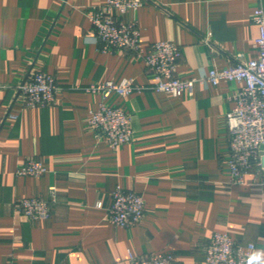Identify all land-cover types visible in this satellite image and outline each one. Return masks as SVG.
Returning <instances> with one entry per match:
<instances>
[{
  "label": "crops",
  "instance_id": "0c3cea01",
  "mask_svg": "<svg viewBox=\"0 0 264 264\" xmlns=\"http://www.w3.org/2000/svg\"><path fill=\"white\" fill-rule=\"evenodd\" d=\"M104 2L0 0V264H130L128 251L207 264L203 251L214 232L253 244L254 264H264V170L230 181L226 114L240 84L196 82L181 97L145 89L103 100L84 91L106 80L154 82L130 51L102 52L93 43L86 12ZM258 7L264 0H149L125 18L136 21L142 46L178 45L175 75L189 79L258 57L251 20ZM33 71L56 79L53 105L22 106L16 88ZM101 102L129 115L131 142L113 150L97 138L87 115ZM33 157L47 172L16 176ZM116 186L142 196L137 225L107 221ZM49 187L56 194L49 218L15 209L20 198L48 200Z\"/></svg>",
  "mask_w": 264,
  "mask_h": 264
},
{
  "label": "built area",
  "instance_id": "2783aa9c",
  "mask_svg": "<svg viewBox=\"0 0 264 264\" xmlns=\"http://www.w3.org/2000/svg\"><path fill=\"white\" fill-rule=\"evenodd\" d=\"M147 2L149 0H105L102 5L87 10L86 16L93 30L92 41L102 52L130 51L136 59L144 62L154 82L149 87H143L135 85L132 79L118 82L106 80L81 89L98 93L103 100L112 93L128 96L145 89L181 97L189 93L196 82L204 86H216L221 80L235 81L240 84V88L232 97L234 107L226 114L230 181L232 184L241 183L243 176L253 167L264 170V10L258 7L251 15L258 29L254 40L258 52L256 59L222 70L210 68L196 77L181 79L175 75L181 56L179 46L168 40H157L142 46L136 21L125 18ZM79 88L75 86V89ZM16 90L23 107L44 108L54 104L59 86L54 76L33 71L27 74ZM12 117L16 118L14 115ZM87 123L97 138L104 140L113 150L133 140L130 117L119 107H110L101 102L97 108L89 110ZM46 172L42 161L33 157L22 163L15 175L39 177ZM48 190V200L20 198L14 203L15 209L31 220L49 218L56 194L54 187ZM109 196L110 204L106 208L108 222L128 228L142 220L145 208L139 193L116 186ZM97 207H100L99 203ZM254 249L251 243L240 245L227 233L214 232L204 248L203 257L207 264H249V260L255 257ZM127 257L130 264H174L172 253L135 256L128 251ZM7 264L15 263L10 260Z\"/></svg>",
  "mask_w": 264,
  "mask_h": 264
},
{
  "label": "clouds",
  "instance_id": "9594fccd",
  "mask_svg": "<svg viewBox=\"0 0 264 264\" xmlns=\"http://www.w3.org/2000/svg\"><path fill=\"white\" fill-rule=\"evenodd\" d=\"M257 258L256 257H253L249 260V264H254V261L256 260Z\"/></svg>",
  "mask_w": 264,
  "mask_h": 264
}]
</instances>
